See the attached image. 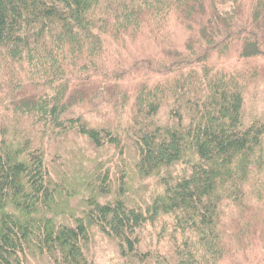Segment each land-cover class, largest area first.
<instances>
[{
	"label": "trees",
	"instance_id": "1",
	"mask_svg": "<svg viewBox=\"0 0 264 264\" xmlns=\"http://www.w3.org/2000/svg\"><path fill=\"white\" fill-rule=\"evenodd\" d=\"M98 235L109 264L257 250L264 0H0V264H98Z\"/></svg>",
	"mask_w": 264,
	"mask_h": 264
},
{
	"label": "rangeland",
	"instance_id": "2",
	"mask_svg": "<svg viewBox=\"0 0 264 264\" xmlns=\"http://www.w3.org/2000/svg\"><path fill=\"white\" fill-rule=\"evenodd\" d=\"M173 28L175 29V31L173 33L171 45H173V47H177L185 39V31L180 26H176L174 24ZM140 44L142 48L146 49L144 47L147 45L145 40L142 41ZM128 54H130V52ZM127 62L129 63V61ZM96 240L97 244L95 246V250L97 253L98 264H109V260L115 252L113 245H111L106 239L102 238L100 235L97 236ZM241 257H243V261L245 264H264V238L259 241V245L257 246L256 251H254L253 253H246Z\"/></svg>",
	"mask_w": 264,
	"mask_h": 264
}]
</instances>
